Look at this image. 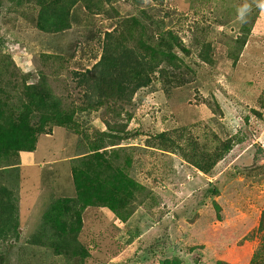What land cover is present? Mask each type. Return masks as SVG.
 Instances as JSON below:
<instances>
[{
  "label": "trees",
  "instance_id": "16d2710c",
  "mask_svg": "<svg viewBox=\"0 0 264 264\" xmlns=\"http://www.w3.org/2000/svg\"><path fill=\"white\" fill-rule=\"evenodd\" d=\"M3 1L0 0V14ZM5 1L10 3V8L8 13L0 16V180L6 179L7 184H0V239L11 241L10 238H14L18 239V244L22 243L16 214L17 198L13 200L20 180V153L35 151L40 136L62 128L75 139L74 154L55 161L67 164L71 192L60 195L49 185L56 195H50L51 201L45 207L40 228L35 231L36 236L30 238L33 239L32 249L35 246L51 248L57 261L70 264H200L202 252L205 255L224 254L228 243L226 230L221 229L225 227L223 220L236 218L239 211L229 205L219 188L210 182L195 190L189 199L198 204L201 200L206 203L193 218L181 214L180 209L173 210L159 221L155 236L144 244L130 245L118 260L94 262L92 258L100 248L104 252L108 248H104L106 245L115 240L119 242L116 238L119 225L115 221L127 222L139 207L154 201L152 188L136 171L141 154L139 150L135 153L132 141L146 135L144 141L148 147L167 156L176 155L203 173H208L238 143L234 137H229L217 140L210 148L185 126L153 133L144 131L141 126L129 128L134 116L133 97L140 89L153 86L170 96L173 89L192 85L198 78V69L210 72L221 67L218 73L232 74L248 38L247 31L243 34L245 29L239 26L241 12L254 9L257 14L264 0H246L252 5L242 0L241 11L230 9L226 0H221L214 10L207 5L212 0H206V3L204 0H187L189 4L185 5L184 11L194 7L202 12L200 19L181 15L184 22L191 19L187 44L179 29L173 27L176 22L171 13L176 7L171 1L133 0L136 6L132 10L121 8L116 0ZM107 20L113 21L111 29L99 26L100 21ZM213 27H220L224 35L240 32L233 39L237 46L231 48L228 44L226 47L224 65L218 62L219 42L215 40ZM66 31L72 32L71 40H58L51 50H39L32 57L37 80H30L9 52L8 33H12L13 38L28 32L56 38ZM214 73L211 71L210 74ZM80 77L88 78L90 83V89L83 93L75 89L76 85L67 86L68 80ZM260 96L261 92L254 97ZM202 109L200 107L202 117H209ZM85 116L92 119L83 120ZM262 157L264 152L259 149L254 164ZM166 171L170 179L176 172L172 165ZM240 171V168L236 170L237 173ZM160 181L164 180H157ZM101 207L113 213L109 224L114 226L109 227L101 245L96 241H82L88 220L95 225L101 223V214H104L97 215L98 222L93 215ZM182 216L192 223L184 227L180 222L175 227L173 224ZM213 221L220 223V229L211 227ZM168 226L172 237L180 232L183 239L190 242L182 241L186 244L183 248L171 244L173 249L193 254L188 263L169 255ZM263 228L264 209L257 229ZM197 230H203L200 235L204 243H192L193 238L197 239ZM25 233L28 235V231ZM86 259L92 262L86 263ZM217 264L229 263L223 258ZM235 264H264V247Z\"/></svg>",
  "mask_w": 264,
  "mask_h": 264
},
{
  "label": "rangeland",
  "instance_id": "374dc122",
  "mask_svg": "<svg viewBox=\"0 0 264 264\" xmlns=\"http://www.w3.org/2000/svg\"><path fill=\"white\" fill-rule=\"evenodd\" d=\"M124 1L126 0H116V4L125 10H132L136 6L133 0ZM168 1H171L172 6L176 7L173 10L174 12L171 13L176 22L173 27L176 26V30L179 29L180 36L183 37L184 42L187 44L190 36L191 19L184 22L182 16L188 15L189 18L200 19L202 12L196 11L194 7H190L187 12L184 11L185 5L189 4L187 0H164V2ZM226 1H228L227 6L230 9L233 8V11H241L244 1L251 4L250 1L246 0ZM3 2L1 14L8 13L7 9L10 8L8 1L4 0ZM204 2L206 3L207 1L204 0ZM217 4L220 5L221 0H212L207 5L210 10H214ZM263 5L260 6L257 14L254 13V9L248 12H241L242 17L239 26L247 31L248 39L241 51L240 62L232 74L228 76L225 75L228 74L227 72L218 73L221 67L211 70L215 72L214 75L210 74L211 71L209 72L206 69H198V78L194 80L195 82L192 85L173 89L170 96L163 94L157 89V86L140 89L134 95V116L129 122V128L141 126L144 131L153 133L185 126L190 129V132L197 139L208 144L210 148L217 144V140H224L229 137H234L238 143H235L225 154L224 158L208 173H203L176 155L167 156L157 149L148 147L144 141L147 138L146 135L132 141L133 145H135V153H138L137 150H139V154H141V160L137 164L136 171L144 183L152 188L154 201L139 207L127 222L121 224L115 221L119 225L116 234L119 242L115 240L111 245H106L104 248H108L104 252L100 251V248L92 256L94 262H102L107 259V262L116 261L122 257L121 254L125 252L126 248H130V245L134 246L137 242L144 244L146 240L157 233L159 221L173 210L180 209L181 214H187L190 218H193L195 214L200 213L206 203L203 204L201 200V204H198L191 200L189 201V199L195 190L205 187L210 182H213L219 188L220 194L239 213L234 219L225 218L223 220L225 227L221 229L226 230L225 239L228 243L226 244L225 253L221 255L214 253L213 255H205L202 252L203 256L200 264H217V261L223 258L229 264H235L245 256L252 257L256 250L264 247V228L261 230L257 229L264 209V157L256 165L254 164V156L258 154V150L261 149L264 152ZM194 6L197 8L196 4ZM1 14L0 16H2ZM1 20L0 17V22ZM178 22L181 23L178 24ZM166 23L168 24L169 21H166ZM99 26L111 29L114 24L112 20H107L100 21ZM2 29L4 30V28ZM213 32L215 40L217 39L216 41L219 42V46L227 47L231 43H234L230 46L231 48L237 46V43L233 40L235 31L230 32V35L222 33L223 35L218 36V34H221L220 27H213ZM9 33V52L13 55L23 73L27 74L30 80L34 82H36L37 76L33 70L32 57L39 50H51L50 47L58 40L67 42L73 38V34L70 31L59 34L56 38L45 35L40 37L30 32L23 35L19 33V37L13 38L11 36L12 33ZM216 54L218 62L224 65L226 63L224 47H219ZM80 78L72 81L68 80L67 86L76 85L75 89L83 93L90 88L84 89L85 86L78 83ZM259 92H261V96L255 98L254 96L257 93L259 94ZM200 107L203 108L204 113L205 111L208 112L209 117H202L203 114L200 111ZM90 119L92 118L89 117L88 119L86 116L83 118V120ZM74 147L75 139L62 128H55L50 135L40 136L36 149L33 151L35 164L33 166L26 165L20 169L23 173L22 175L26 177L24 185H28V180L31 183L39 181L41 186L49 183L60 195L69 194L71 185L68 183L67 164L65 161L55 160L74 154ZM30 158L32 157L29 155ZM23 159L29 161L28 158L24 157ZM42 159L43 161H49V163L41 162L40 164ZM169 165H172L176 170L174 177L171 179L166 171ZM239 168L241 171L237 173L236 170ZM159 179L165 182H157ZM52 180L54 181L52 182ZM2 182L7 184L6 179L4 181L0 180V184ZM44 188L47 187L44 186ZM39 189L41 190L42 187ZM27 190L29 191V189ZM30 195L29 201L31 200L33 209L42 211L43 208L40 206V199L37 194L30 192ZM15 198H18V189L15 190L13 200ZM100 214V212L93 214L97 222ZM31 217L33 222L34 216ZM101 218V223L99 224L98 222L97 225L90 223V220L86 222L83 236L87 237V239L82 236V241H93V243L96 241L98 245H101L103 236L107 235L109 227L113 225L109 224L113 215L108 211H104V215L101 214ZM180 222L186 227L192 223V220L185 219L182 216L180 221L173 225L178 227ZM123 225L124 227H122ZM211 227L219 228L220 223L213 221ZM39 228L38 223L37 229ZM166 229L170 233L168 240L169 255L178 256L188 263L189 257L193 254L173 249L171 244L176 243L180 248H183L186 244L182 243V241H189L183 239V235L180 232L172 237L170 226ZM197 231L199 232L197 239L193 238L192 243H204L205 240L200 235L203 230L201 232L200 230ZM239 232L241 233L239 234ZM25 239V236H23L20 240L22 243L19 244L18 239L10 238L11 241L0 239V264H70L63 260L57 261L58 257L54 258L51 248L35 246L36 248L32 249L33 239L28 240V245L24 244ZM85 261L86 263L92 262L89 259Z\"/></svg>",
  "mask_w": 264,
  "mask_h": 264
},
{
  "label": "crops",
  "instance_id": "0c3cea01",
  "mask_svg": "<svg viewBox=\"0 0 264 264\" xmlns=\"http://www.w3.org/2000/svg\"><path fill=\"white\" fill-rule=\"evenodd\" d=\"M78 83H81L82 85H84V89L85 88H90V83H89V79L88 78H80L78 80ZM88 91V90H85ZM84 91V92H85ZM29 155L32 157L29 159ZM28 158L29 161H26V159L23 158ZM64 159V158H62ZM41 162H44L46 164L49 163V161H46L42 159ZM35 164V156L33 152H21L20 153V164L18 165L20 168L25 167L26 165L28 166H33ZM42 166V165H41ZM23 173L19 172V184H18V198L16 201V214H17V218L21 227V233H20V237L19 240H21L23 238V236H25L26 239H30L33 236H36L35 231L37 230V225L39 223H41V219L45 210V207L48 205V203L51 201L50 197L51 196H55L56 193L54 191L51 190V187L49 186V183H47L46 186L47 188H44V186L42 187L41 185H39V181L37 183H31L29 182L30 180H28V185L25 186L24 181L26 180V177L22 175ZM42 189L40 190L39 188ZM29 189V191L27 190ZM30 192L33 194L36 193L37 196L40 199V206L43 208L42 211H35L33 209V205L30 199ZM39 192V193H38ZM51 195V196H50ZM29 197V198H26ZM104 211H108L110 212L107 208L105 207H101L98 209V212L103 213ZM111 213V212H110ZM113 215V213H112ZM34 216V221L32 222L31 219ZM26 231H28V235L26 236Z\"/></svg>",
  "mask_w": 264,
  "mask_h": 264
},
{
  "label": "clouds",
  "instance_id": "9594fccd",
  "mask_svg": "<svg viewBox=\"0 0 264 264\" xmlns=\"http://www.w3.org/2000/svg\"><path fill=\"white\" fill-rule=\"evenodd\" d=\"M263 4H264V3H263ZM263 4H262V5H263ZM263 6H264V5H263ZM262 8H263V7H262ZM218 28H219V27H218ZM220 33H221V28H220ZM221 34H222V33H221ZM243 34H246V30L243 32ZM222 35H223V34H222ZM239 35H240V32H236L235 35H234V38L237 37V36H239ZM247 39H248V38H247ZM246 42H247V41H246ZM246 42H245V44H246ZM245 44H244V46H245ZM230 46H231V44H230ZM244 46H243V48H244ZM219 47H224V51L226 50V46L221 45V46H219ZM219 47H218V48H219ZM218 48H217V49H218ZM242 50H243V49H242ZM216 51H217V50H216ZM32 76H33V75H32ZM183 161H184V160H183ZM185 162H186V161H185ZM188 164H189V163H188ZM109 211H110V210H109ZM111 213H112V212H111ZM28 240H29V239H25V241H24V243L26 242L27 245H28ZM19 243H20V242H19Z\"/></svg>",
  "mask_w": 264,
  "mask_h": 264
}]
</instances>
